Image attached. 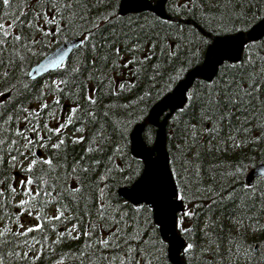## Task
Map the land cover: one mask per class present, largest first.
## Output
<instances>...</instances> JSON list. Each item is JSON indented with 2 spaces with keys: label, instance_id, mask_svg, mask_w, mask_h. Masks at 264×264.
<instances>
[{
  "label": "snow or ice",
  "instance_id": "obj_1",
  "mask_svg": "<svg viewBox=\"0 0 264 264\" xmlns=\"http://www.w3.org/2000/svg\"><path fill=\"white\" fill-rule=\"evenodd\" d=\"M165 3L167 16L156 15L150 0H0V264H64V257L75 264H167L168 245L152 235L161 225L171 226L173 245L191 264L199 246L185 239L195 228L185 221H199L204 213L200 231L209 237L207 229H216L220 219L212 216L225 208L236 234L228 230L223 252L224 237L217 236L216 264L264 260V189L251 182L237 189L236 178L247 167L243 159L228 172L212 171L222 164L205 167L207 185L201 175V150L243 153L264 143V41L244 38L264 29V0ZM69 35L77 38L79 54L66 63L71 50L61 46L41 65L56 78L36 81L25 65ZM205 48L217 56L210 67L219 79L176 87ZM220 68L235 71L228 76ZM165 93L177 101L169 119L183 144L161 168H144L141 160L152 155L146 148L152 143L148 105ZM134 125L145 133L135 151L140 159L127 153ZM81 143L84 154L69 164V144ZM121 184L127 186L123 202L112 191ZM152 215L158 224L143 227L141 217L148 224ZM219 228L224 231L223 224ZM81 239L77 248L56 252L65 241ZM213 243L199 247L201 254Z\"/></svg>",
  "mask_w": 264,
  "mask_h": 264
},
{
  "label": "trees",
  "instance_id": "obj_2",
  "mask_svg": "<svg viewBox=\"0 0 264 264\" xmlns=\"http://www.w3.org/2000/svg\"><path fill=\"white\" fill-rule=\"evenodd\" d=\"M151 1L153 3H155V2H157L159 0H151ZM211 3L213 5L219 6V5L224 3V0H211ZM168 7H169L168 4L165 3V8H166L167 14L170 15L171 13L168 11ZM238 7H239V5L237 4V8ZM212 10L215 11V8H213ZM185 31H186V34H187V27H186ZM69 38H73V36L69 35L66 39H69ZM261 41H264V37L261 40L256 41V42L260 43ZM57 44H52L51 46L43 49L42 53L39 56L31 58L30 63L25 65V70L29 71L30 67L33 64L39 62L42 58H44L48 53H50L52 51V49ZM207 50L208 49L205 48L203 56L201 58V61H200L199 65H202L204 63V61L206 59V56H207ZM78 54H79V49H76L72 53V55L67 59L66 63L72 62L73 59ZM195 66H198V65H194L189 71H191ZM220 71L221 72L227 71L228 76H231L235 70L220 68ZM49 77L56 78L55 71L51 72L48 75H45L43 77L37 78L36 81H43L45 79H48ZM218 79H219V77L216 75L213 80H218ZM201 81L208 82L207 80H205L203 78H197V80L194 82V84L192 85L191 88L198 86ZM13 83H14V81H13ZM3 90H5V84L4 83H0V91H3ZM167 94L168 93H165L160 98L154 100L152 103H150L148 105V113H147V117H146V120L148 122L147 123V127L152 130L151 131L152 143L146 144L148 149L154 148L155 142H156V136H157V127L155 125H152L151 123H149V120H148L150 111H151L152 107L157 102H159ZM0 99H2V98H0ZM261 99H264V89L261 90ZM49 102H51V101H49ZM61 102L64 103V100L62 99ZM67 103L70 104V103H72V101L69 100ZM66 109H67V104H65V110ZM237 115H240V114L237 113ZM57 116L58 117L61 116V113L58 112ZM55 124H56L55 121H51L50 126H55ZM136 126L137 125L133 126V128L131 130V133L129 135L127 153H128L129 158L140 159V157H136L131 151V136H132V133H133V131H134ZM110 130L111 129L109 128V131ZM89 131H91V129H89ZM224 131L227 132V125L226 124L224 126ZM167 132H168L167 145H168V150H169V155H170V160H171L174 157V155H175V145L177 143L183 144V140L178 139V137L180 135H182V133H181L180 128H174L173 127V121L172 120H170L169 123H168ZM254 132H255V130H254ZM67 134L69 136L73 135L71 127L69 128ZM255 134H259V133L255 132ZM75 135L79 136L80 134L76 133ZM84 135H85V138L87 139L88 132H86ZM144 138H145V133L143 132V139ZM117 139H118V137H114L113 138L114 141L117 140ZM189 143H191V140H189ZM85 146L86 145L84 143H81L79 145H71V144H69V150H68V161H69V164L72 163L73 159H79V157L84 154L83 153V149L85 148ZM204 146H205V149L208 147L207 137L204 138ZM197 147H199V145H197ZM193 151H195V149H193ZM109 154H110V152L109 153H105L104 159H106L107 155H109ZM61 155H63V153H61ZM189 157H191V153H189ZM201 158H202V162H203L202 165H201V175L204 177V181H203L204 185H207V184L211 183L210 179L208 178V173L203 171V169L205 167H207L208 165L222 164L223 165L222 167L213 168L212 171L217 173V174L219 172H221V171L228 172V171H231V169L228 167V165L234 164L235 161L237 160V158H242L244 164H246L247 167H246L245 171L243 172V174L239 175L236 178L237 179L236 187H237V189H239L242 185L245 184V179H246L245 177H246V174H247L248 170L252 166H254L255 164H257V163H259L261 161H264V143H261L259 145H254V146L250 145L248 148H245L243 153H241L239 151H237L235 153H233V152L216 153L214 151L213 152H207V151L201 150ZM116 163L119 164V163H121V161L119 159H116ZM141 164L144 167V159L141 160ZM99 171H102V169H98V172ZM188 175H189L190 181L196 179L194 168L190 167ZM221 182L224 183L225 185H227L231 181L228 180V179H224ZM254 184L259 186L261 189H264V178H257L255 180ZM124 186H126V185L121 184V185H119L117 187H114L112 189L114 196L117 199H120L121 202H123V198H121V196L119 194V190L122 187H124ZM193 187H195V184L193 185ZM16 199L19 200L20 197L18 196ZM184 203H185L186 208H191V205L188 203V201H185ZM229 207H231V206H229ZM193 211H199V209H193ZM48 212H49V215H54L55 214V207L54 206L51 207L48 210ZM227 216H228V209L227 208H225L223 210V214L221 213L220 210L216 211V213L212 216V219L213 220H217V217H219L220 219L217 221V228L216 229H212V228L207 229V231H209L211 233V236H209V237L203 236L202 232L200 231L202 228H204V224H205V214L204 213H201L199 221H195V220H186L185 221V224L187 226H189V227H192L193 224L195 225L194 236L193 237H185V239H187L189 242H192V240L194 239L195 243L199 247L207 248L208 245H209V240L211 239L212 241H214V243L212 244L211 248H209V250L207 252H205L204 254H201V252L199 251V247H198L197 251L193 254V259L191 260V264H216V246H215V241H216L217 236H223L224 237V240L221 242V248H220L221 252H223L225 250L226 246H227L228 230L231 229L232 230V234L233 235L236 234L235 228L231 225L229 220L226 219ZM261 222L264 223V220H262ZM31 223L34 224L35 221H31ZM141 223H142V226L145 227V228H151V225L157 224L155 222L154 215L149 217V223L148 224H144V217L142 216L141 217ZM220 224H223V228H224L223 232L220 231V228H219ZM2 226L3 225L0 224V227H2ZM27 226H29L28 223H25V227H27ZM65 227H71V224L69 223L67 226L61 225L58 228V231H64ZM152 235H153V237H157V238L165 240V243L168 245V240L162 237L159 226L157 227L156 231L152 233ZM50 237L51 238H50L49 242H51V240L55 239V234L54 233L51 234ZM261 238H264V237H261ZM82 239L78 240V241H65L63 244H61V245L56 247V252L60 253L62 250L63 251H68L69 249H75V248H77L78 245L81 244ZM247 239L249 240V242H251L253 237L251 235H249L247 237ZM56 258L57 257H53V259H56ZM182 258L184 260V256L183 255H182ZM39 264H51V261H47V262H43L42 261V262H39ZM64 264H75V262L69 257H64ZM167 264H174L169 258L168 249H167ZM253 264H256V262H253ZM261 264H264V260L261 261Z\"/></svg>",
  "mask_w": 264,
  "mask_h": 264
},
{
  "label": "water",
  "instance_id": "obj_3",
  "mask_svg": "<svg viewBox=\"0 0 264 264\" xmlns=\"http://www.w3.org/2000/svg\"><path fill=\"white\" fill-rule=\"evenodd\" d=\"M164 3H165V0H161L156 4L151 3L154 7L158 8V11L156 14L167 16ZM160 5H163V7H159ZM249 35L254 38H258L257 40H259L264 36V29L256 28L254 30H250L248 33L244 34V38H247ZM76 42H78L77 38L63 42L52 53H50L43 61H41L39 64L35 65L31 69L33 76L37 77L48 70H52L50 68H41V65H47L48 60L59 52L61 46L65 47L66 49L71 50L70 52L66 54V58H67L70 55V53L74 50L73 43H76ZM235 55L236 53H233V56ZM239 55L242 56V53H239ZM216 60H217V56L215 55V53H213L211 56L207 54V59L205 63L203 64V66L196 67L191 72H189L186 75V77L179 83L177 87L179 88L182 85L184 87L190 88V86L194 83L197 77H203L207 79L209 76H211L213 79L216 74L213 73V70L210 67V65L215 64ZM217 67H219V65H217ZM37 68H40V71H36ZM170 95L172 94L170 93L162 101L157 103L151 111L149 120L151 123H153L154 125L158 127L157 140H156L155 148L150 151L152 153L151 157L145 159V162H146L145 168L159 169L163 166L165 160L169 159V154H168V149H167V124L169 121V115L172 113L173 107L176 106L177 104L176 100L168 99V96ZM162 116H165L163 120H161ZM139 127L140 126L136 127L132 135V151L134 154L136 151V146H137L138 141L143 139L141 135L142 131H138ZM143 155L147 156V153H144ZM153 155H155V158H152ZM256 176H264V162L259 163L257 166L252 168V170L248 174L247 183H250V182L253 183V180ZM125 188L120 190V194L122 197H123ZM155 217H156V222L158 223L159 218L157 215H155ZM170 227H171L170 225L168 226L161 225L162 235L165 238L169 239L170 258L174 264H184V261L181 260V254L178 253L177 247L174 246L172 243L173 236H172V232L169 231Z\"/></svg>",
  "mask_w": 264,
  "mask_h": 264
},
{
  "label": "bare ground",
  "instance_id": "obj_4",
  "mask_svg": "<svg viewBox=\"0 0 264 264\" xmlns=\"http://www.w3.org/2000/svg\"><path fill=\"white\" fill-rule=\"evenodd\" d=\"M67 40V39H66ZM152 124V123H151ZM149 125V124H148ZM51 238V237H50Z\"/></svg>",
  "mask_w": 264,
  "mask_h": 264
}]
</instances>
